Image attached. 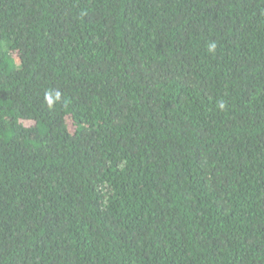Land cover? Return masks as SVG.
I'll list each match as a JSON object with an SVG mask.
<instances>
[{"label":"trees","instance_id":"16d2710c","mask_svg":"<svg viewBox=\"0 0 264 264\" xmlns=\"http://www.w3.org/2000/svg\"><path fill=\"white\" fill-rule=\"evenodd\" d=\"M0 264H264V0H0Z\"/></svg>","mask_w":264,"mask_h":264},{"label":"clouds","instance_id":"9594fccd","mask_svg":"<svg viewBox=\"0 0 264 264\" xmlns=\"http://www.w3.org/2000/svg\"><path fill=\"white\" fill-rule=\"evenodd\" d=\"M213 47H214V45H213ZM56 99H59V93H56ZM46 100H47L49 106H51L53 103V97H52L51 93L46 94ZM221 107H223V105H221Z\"/></svg>","mask_w":264,"mask_h":264}]
</instances>
